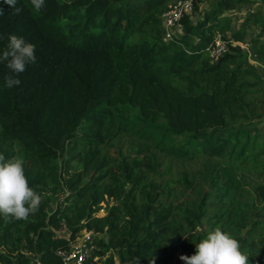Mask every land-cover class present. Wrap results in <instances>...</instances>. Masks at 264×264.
I'll list each match as a JSON object with an SVG mask.
<instances>
[{"label":"trees","instance_id":"1","mask_svg":"<svg viewBox=\"0 0 264 264\" xmlns=\"http://www.w3.org/2000/svg\"><path fill=\"white\" fill-rule=\"evenodd\" d=\"M174 1L45 0L37 11L31 0H17L23 9L17 15L0 0V54L15 34L36 46L37 57L10 89L7 62H0V155L23 157L36 192L59 193L61 161L71 160L67 167L77 170L67 188L79 184L48 217L41 205L27 221L0 215V246L8 248L0 251V264H28L23 252L58 264L56 251L68 249L83 228L109 234L108 242L95 239L100 249L92 256L112 248L120 264H169L178 249L195 254L217 226L240 242L248 264H264V218L253 230L246 222L249 202L264 200V183L245 187L243 175L264 154V135L237 124L264 116L263 80L237 45L228 42L216 61L207 51L216 34L225 39L230 30L224 13L244 0H215L195 24L183 16L182 34L165 40L162 14ZM200 1L193 0L195 8ZM231 36L243 41L245 33ZM124 133L135 155L124 154ZM117 142L118 159L107 150ZM159 153L206 164L198 178L177 173L166 180L172 166L162 171ZM91 174L96 178H86ZM151 174L163 181H149ZM171 182L198 193L208 189L188 206L173 201ZM103 203L105 215L94 216ZM210 204L213 215L204 221ZM62 217L68 239L49 227Z\"/></svg>","mask_w":264,"mask_h":264},{"label":"rangeland","instance_id":"2","mask_svg":"<svg viewBox=\"0 0 264 264\" xmlns=\"http://www.w3.org/2000/svg\"><path fill=\"white\" fill-rule=\"evenodd\" d=\"M215 0H201L198 2V7L192 9L191 12L186 14L184 17L187 21H189L191 24H195L199 21H202L214 8ZM230 19L231 27L230 30L226 34V38L224 39L221 34H216L213 41H216L217 39H222L226 41V44L230 42L232 45H237L238 48L242 51V53H245L248 57V64L250 67H252L258 75L263 80L264 84V0H244L241 3L237 4V6L234 9L227 10L225 13ZM236 31H241L245 33V38L243 41H235L232 38V33ZM182 34V27L181 22L179 24V27L176 29V35L180 36ZM210 57V55H209ZM212 61V59H210ZM240 125H245L244 127L248 126L250 128H256L260 133L264 135V116L259 119L252 122L247 121V119H241L238 120V123ZM129 135L128 133H124L122 137L121 143H123V152L124 154H131L135 155L134 152L132 153L129 149L130 142H129ZM139 139V143H140ZM262 141L264 142V136L262 138ZM121 149L120 143H116L114 146H110L107 150L110 151V153L113 156H118L119 150ZM118 159V157H117ZM156 162L161 163V170L165 171L168 169V166L171 164L172 169L166 174V180H171L172 178L176 177L177 173L180 174H187V175H195V177L200 176L201 169L205 166L206 162L201 160H191L188 162H183L180 160H174L169 161L167 157H165L162 153H159L157 156ZM73 162L71 160H68V164L61 161V165H65V167L61 166V176L60 181L61 184L59 185V193L54 194L51 196H48V194L44 191L37 192L41 195L42 202L41 206L43 211L46 212V217L50 216V214L54 213L56 209L59 207V201H61L64 197H67L69 193L77 188L79 184L75 186L74 189L67 188L66 181L68 179H71L72 181H77V175H73L76 173L77 170L73 169L72 165ZM252 169L243 171L244 175V181L246 182L245 187H251L255 184H262L264 183V154L255 161V164L251 165L250 168ZM255 167V168H254ZM247 168V167H246ZM81 171V170H80ZM96 178V174L88 175L86 178ZM85 178V179H86ZM88 180V179H86ZM148 180H153L158 183L163 181V176L160 174L156 175H149ZM69 183V182H68ZM67 183V184H68ZM257 186V185H256ZM171 187H175L176 190L173 191L172 199L175 203L182 202L184 205L193 206L196 205L198 200L200 199L201 195L207 191L208 186L203 185L202 190L200 193L193 189H181L180 187H177L174 183L171 182ZM113 199H109L108 205L113 204ZM250 207L248 208L247 216H246V222L248 224V227H251L253 230V224H256V221H260L264 218V200L258 201L256 200L254 203L249 202ZM99 205V204H98ZM92 206L89 207H98ZM107 204L103 203L101 209H98L93 213L94 216H103L105 215V209L104 207ZM184 210L187 208L193 209L195 207H182ZM215 207H211V204L207 209H205V212H207L206 215L203 216V220L205 221L208 217H211L213 215ZM83 224V221H81ZM59 226L49 225L50 229H52L55 233L58 235H62V237H65L68 239L69 237V230L67 229V222L65 218H59ZM86 229V228H85ZM202 229L201 226H198V228H195V232H199ZM96 237L95 239H102L104 242L109 241V234L104 230V232H94ZM92 233L90 234L91 237ZM76 237V238H75ZM85 235L81 231H78L75 236L72 238L71 241H69V244L72 245L71 247L75 245H79L80 241L84 239ZM94 237H91L93 239ZM75 238V239H74ZM186 239V236H182L181 240L179 241V244L181 241H184ZM74 240V241H73ZM24 243V242H23ZM89 242L84 243V247H87ZM191 245H189L187 248H189ZM99 250L100 248L93 244L91 253H93L94 250ZM0 251H8V248L4 245L0 246ZM25 251V250H23ZM180 250L178 249L177 252L171 257L169 260V264H185L184 261L180 260L181 254L179 253ZM88 255H90V251H87ZM34 253H28L23 252V255L30 260V258L33 256ZM18 255V254H17ZM109 255H113V264H120V258L115 253V251L112 248H109V250L101 256L97 257H91L90 261L92 263L90 264H107V261L109 259ZM38 256L40 257V254L38 253ZM41 259V257H40ZM42 260V259H41Z\"/></svg>","mask_w":264,"mask_h":264},{"label":"clouds","instance_id":"3","mask_svg":"<svg viewBox=\"0 0 264 264\" xmlns=\"http://www.w3.org/2000/svg\"><path fill=\"white\" fill-rule=\"evenodd\" d=\"M177 1L179 0L172 2L168 9ZM4 2L14 9V14L18 15L23 10L16 7L17 0H4ZM31 5L35 10L40 11L45 8V0H31ZM189 12L183 13L175 25L169 29L165 26L164 13L162 14L165 40L176 36V29L179 27L182 17ZM3 15L4 10L0 8V16ZM167 32L170 33L169 37L166 35ZM212 44L214 41L207 47V51ZM35 48L36 46L26 41L23 36L15 34L8 36L7 48L0 54V62L6 61V67L9 70V74L4 77L5 87L10 89L21 84L19 75L26 70V66L36 63ZM24 163L22 156H13L5 160V157L0 155V215H3L5 219L27 221L29 216L35 214L41 205V195L29 185ZM95 238L93 244L96 245ZM179 258L185 264H248V255L241 251L240 242L230 233L222 231L219 226L210 230L206 238L196 244L195 254L181 255ZM60 260L61 262L58 264L62 263L61 258ZM151 264H155V262L151 261Z\"/></svg>","mask_w":264,"mask_h":264},{"label":"built area","instance_id":"4","mask_svg":"<svg viewBox=\"0 0 264 264\" xmlns=\"http://www.w3.org/2000/svg\"><path fill=\"white\" fill-rule=\"evenodd\" d=\"M192 8H193L192 0H179L176 3H174L171 6V8L164 13V23L167 29L175 25V23L182 16V14L191 11ZM166 35L167 37H169L170 33L167 32ZM208 51L211 59L213 61H216L220 56H222L227 51L226 42L222 39H217L216 41H214V44H212L208 48ZM81 231L84 233L85 237L82 241H80L79 245H75L71 247L72 245L69 244L68 249H59L56 251V254L62 259L61 264H85L88 261H90L92 257V253L90 249H92L93 239H94V238L91 239V237H94L95 231L88 229H82L80 230V232ZM91 233L92 235L90 237ZM85 242H89V244L87 247L83 248ZM87 251H90V255H88ZM28 264H46V263H44L40 259L38 254H33Z\"/></svg>","mask_w":264,"mask_h":264}]
</instances>
